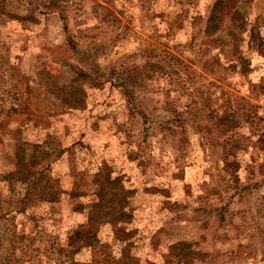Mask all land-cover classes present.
Instances as JSON below:
<instances>
[{"label":"rangeland","instance_id":"rangeland-1","mask_svg":"<svg viewBox=\"0 0 264 264\" xmlns=\"http://www.w3.org/2000/svg\"><path fill=\"white\" fill-rule=\"evenodd\" d=\"M216 1L0 0V264H74L61 249L90 224L103 242L92 264H264V0H223L231 13L210 25ZM151 49L195 72L191 92H170L178 109L210 101L236 126L180 129L147 80L134 109L109 80L84 85L83 107L58 97L70 91L68 63L109 77L111 64L143 69ZM158 122L175 132L150 135ZM225 150L237 171L223 169ZM100 166L131 192L128 222L91 206ZM44 186L60 197L43 200Z\"/></svg>","mask_w":264,"mask_h":264},{"label":"trees","instance_id":"trees-1","mask_svg":"<svg viewBox=\"0 0 264 264\" xmlns=\"http://www.w3.org/2000/svg\"><path fill=\"white\" fill-rule=\"evenodd\" d=\"M222 5L223 0H217L213 5V12L210 16H208L210 25L217 19L216 17L218 15V18L221 19H223V17L225 16L226 6ZM226 10L227 14L231 13V8H228ZM67 45L71 49H73L74 47L71 45V41L68 42ZM147 56L148 60H146V62L144 63L143 69L141 66L135 64L132 67V72L128 71L129 68L127 69L123 66H115L111 64L109 66L110 73H108L112 76L110 75L109 77L105 76L104 72L101 70H99L101 71L99 72V74L98 72L92 71L90 69V65L93 64L87 66V64H85L83 60H79L78 64L68 63L67 65L74 75L71 82L70 91L61 92V94H58V97H62L61 102L66 106L70 108H80L84 105V98L80 97L79 93L84 92V85H87L88 87H99L105 80H109L112 82L115 81L117 84H119L124 96L127 98V104L134 109V89L136 87H142L144 80H147V83L149 82L148 86L156 85V92H159V94L162 93V96L165 99V101L163 102L164 109L174 115V118L172 119L168 117L167 121L169 123L171 121H175L180 129H183V125L187 123H191L192 127L194 125L196 126V128L204 131L211 130V128H209L211 123L215 128V122L216 124L221 123L229 131L236 126L237 120L232 110L225 111L223 114L213 112L212 109L210 110V112H208L207 107H209L210 101L205 102V105L200 106L199 102L190 100V102L185 106V110L178 109L175 105L180 94L174 99L170 96V92L172 90H176L177 88L183 90V92H191V88L187 85V82L194 83L193 80H195L196 78L194 70L189 65L181 62L180 60H176L175 58L170 57L167 53L153 52V50L151 49L148 52ZM181 72H183L184 74H181ZM164 76L167 77V84L173 85L172 89L170 88V86H161L160 82H158V79L163 78ZM139 82L142 85L139 84ZM79 83H82V85L79 86ZM241 98L242 97H239V99ZM12 114H14V112ZM12 114L9 112V114L4 113L2 116L9 117ZM25 115H28L26 117V119L28 120H32V117L34 116L33 114H29L28 112L25 113ZM141 115L146 122L150 121L149 116L145 114V112H142ZM202 116L206 120L205 123H203V119H201ZM154 125L156 126V124ZM157 125L158 129L156 128V130L150 132V135H153L156 131H159L160 133L166 131L169 134L175 132V130H173L172 128H168V126L160 125V122H158ZM184 133L185 128L182 134ZM258 143L262 145V147H264V132L261 133V136L258 139ZM220 145L222 146L221 143ZM232 153V150H225V152H223L222 159L224 158L225 161L223 169H225L228 165H233V169L237 171L238 162L226 159V156H230ZM93 182L96 185V189L92 195L93 198L91 199V206L100 210H104L108 215H110V221L113 226L121 224L123 222H128L131 217L126 195H129L131 192L124 187L120 180V177L112 176V172L110 170L105 168V166H100ZM39 195L43 200L52 202L56 201L60 197V191H52L48 186H44L42 187V189H40ZM108 201L110 202V205L107 207L106 203ZM91 222H93V220ZM91 227L92 225L90 224V226L87 228H84V226H80L79 228L74 230L72 234L68 236L69 240L67 246L61 249V251L64 252L66 258L74 264H81V262H78L74 259V256L84 249H89L91 256L95 258H92V260L90 258L91 262H89L91 264L99 262V258H103V256H101V247L99 246V244H103V242H101V240L95 236V229L93 230V228ZM119 231L121 232V234L118 236L123 238L129 237V232H126L124 228H119ZM126 247H128V244L123 245L122 248L125 249Z\"/></svg>","mask_w":264,"mask_h":264}]
</instances>
